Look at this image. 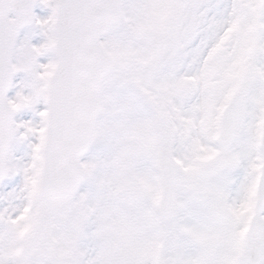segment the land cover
<instances>
[{"label": "snow or ice", "instance_id": "6c2138e0", "mask_svg": "<svg viewBox=\"0 0 264 264\" xmlns=\"http://www.w3.org/2000/svg\"><path fill=\"white\" fill-rule=\"evenodd\" d=\"M39 2L0 0V264H264V0Z\"/></svg>", "mask_w": 264, "mask_h": 264}, {"label": "rangeland", "instance_id": "374dc122", "mask_svg": "<svg viewBox=\"0 0 264 264\" xmlns=\"http://www.w3.org/2000/svg\"><path fill=\"white\" fill-rule=\"evenodd\" d=\"M33 12H34L38 17L43 18V17H46V16L49 14L50 9L46 8L44 5H42V4L39 2V0H37V3L33 6ZM30 31H32V26H27V27H25L24 29H22V30L20 31V33H19V38H23V36L25 35V33H28V32H30ZM35 31H36L37 34L34 35V36L32 37V40H31V42L34 43V44L39 43V42H41V40H42V36L39 34V29L36 28ZM38 59L40 60V62H45V60H46L45 57H39ZM22 76H23V73H16V74H14V76H13V78H12V79H13V83L15 84L17 81H19V80L21 79ZM16 90H17V89H16L15 87L10 88V89L8 90V92H7V95H8L9 97L13 96V95L15 94V91H16ZM42 107H43V104H42V103H38V104L36 105L37 110L41 109ZM14 119H16V120H21V119H25V120H27V119H32V120L35 121V120H38L39 117H38V116H35L30 110H23V111H21V112L16 113L15 116H14Z\"/></svg>", "mask_w": 264, "mask_h": 264}, {"label": "clouds", "instance_id": "9594fccd", "mask_svg": "<svg viewBox=\"0 0 264 264\" xmlns=\"http://www.w3.org/2000/svg\"><path fill=\"white\" fill-rule=\"evenodd\" d=\"M51 71H52V70L49 69L48 72H46L44 75H45V76H50V75H51Z\"/></svg>", "mask_w": 264, "mask_h": 264}]
</instances>
